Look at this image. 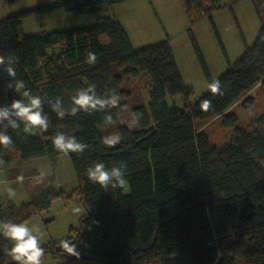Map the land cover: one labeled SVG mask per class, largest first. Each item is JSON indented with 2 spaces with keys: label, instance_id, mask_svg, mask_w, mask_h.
I'll return each instance as SVG.
<instances>
[{
  "label": "trees",
  "instance_id": "obj_1",
  "mask_svg": "<svg viewBox=\"0 0 264 264\" xmlns=\"http://www.w3.org/2000/svg\"><path fill=\"white\" fill-rule=\"evenodd\" d=\"M119 1L53 0L0 20V55L16 58V78L33 95L41 96L50 122L43 135L26 132L23 126L16 132L8 121L0 122V131L10 134L14 142V150L0 147V169L14 160L64 154L52 145L56 132L74 135L89 145L82 154H67L84 214L78 229L65 240L76 245L80 256L69 255L61 242L42 245L44 255L102 264H264V112L247 130L236 126L238 117L229 111L237 102L243 109L250 108L253 98L242 96L256 84L264 86V15L252 45L215 79L222 94L208 88L184 109L167 102V97L190 91L182 83L167 41L134 49L120 24L108 17L93 25L18 36L21 19L31 14L54 10L85 14ZM252 1L259 14L257 4L264 1ZM193 46L209 85L214 80L195 42ZM88 52L97 55L95 64L86 62ZM113 66L126 67L131 75L137 70L146 73L151 87L147 106L131 109L133 128L119 126V142L107 147L100 130L117 121L115 107L75 116L67 110L71 97L89 85L101 98L124 97ZM10 82L0 66V108L19 98L8 88ZM57 99L60 107L53 111ZM203 100L211 101L207 111L201 108ZM60 110H65L63 118L57 116ZM105 115L112 116V124L104 123ZM214 117L233 129V142L221 148L195 131V121ZM96 162L109 169L125 164L126 190L90 182L86 169ZM58 194L45 190L34 200L21 202L17 223L47 209ZM11 247L12 242L0 234V264H16L6 254Z\"/></svg>",
  "mask_w": 264,
  "mask_h": 264
},
{
  "label": "rangeland",
  "instance_id": "obj_2",
  "mask_svg": "<svg viewBox=\"0 0 264 264\" xmlns=\"http://www.w3.org/2000/svg\"><path fill=\"white\" fill-rule=\"evenodd\" d=\"M52 1H0V20ZM257 6L259 14L252 0H121L111 5H101L85 14L63 10L31 14L21 19L18 36L22 38L93 25L108 17L120 24L134 49L167 41L182 83L190 89L187 95L167 97V102L178 109H184L186 104L192 105L208 89L193 42L196 43L209 76L215 80L254 42L261 24L260 16L264 15V2ZM112 72L120 77V88L125 96L118 98L119 103L114 106L118 113L117 121L100 130L103 140L113 135L119 137V126L133 128L131 109L139 105L147 106L151 87L150 78L144 72L137 70L135 75H131L126 67L116 66L112 67ZM248 96L254 100L250 108L243 109L240 102H237L229 110L238 117L236 126L247 130L251 128L253 120L264 112V86L256 84L242 98ZM194 126L196 132H203L209 143L217 148L233 142V129L223 127L220 117L195 121ZM34 162L26 165L21 163L19 170H11L10 174L15 180H7L4 173L0 172V213L4 221L17 223L21 218L18 216L21 202L34 200L37 194L45 190L54 195L59 193L52 198L47 209L32 212L19 223H27L33 229L41 246L49 242L64 241L71 230L78 229L84 214L77 193L78 180L66 154L54 158L53 164L42 161L37 165ZM38 178L40 182H37ZM77 208L79 212L74 211ZM41 264L102 263L82 259H57L46 254L41 259Z\"/></svg>",
  "mask_w": 264,
  "mask_h": 264
},
{
  "label": "clouds",
  "instance_id": "obj_3",
  "mask_svg": "<svg viewBox=\"0 0 264 264\" xmlns=\"http://www.w3.org/2000/svg\"><path fill=\"white\" fill-rule=\"evenodd\" d=\"M17 60L13 55H0V66L4 68L11 82L8 88L14 90L19 98L13 99L11 103L0 108V122L8 121V127L18 132L23 126V130L34 135H43L50 127L49 118L43 112L42 98L39 95H33L27 89L23 80L16 78L15 64ZM86 62L95 64L97 55L88 52ZM209 90L213 94L221 93V84L218 80L212 81L208 85ZM72 106L67 110L71 115L75 116L78 112L92 113L94 111H102L105 107L117 106L119 99L116 96H110L108 99L101 98L96 95L94 85H89L86 89L81 88L71 97ZM60 107V100L52 105V110L56 111ZM201 108L207 111L211 108V101L203 100ZM65 110L57 112V116L63 118ZM103 121L106 125L113 122L111 115H105ZM52 145L58 152L64 154L76 153L82 154L89 147L86 143L79 141L76 136H66L62 132H56L51 137ZM119 142L118 136L106 137L103 143L114 146ZM0 147L4 149L14 150V142L10 134L0 131ZM2 163V161H0ZM126 165L121 163L119 167L107 168L103 162H96L86 169V175L90 182L97 183L107 189L125 188L127 181L125 179ZM19 179L23 180V177ZM39 181V178L37 179ZM10 193L12 190H9ZM14 194V193H13ZM74 211L79 212L77 208ZM0 234L7 240L12 242V247L6 250V254L11 256L16 264H41V258L44 255V248L40 244L37 235L34 234L32 228L27 223H15L12 221H0ZM61 247L71 256L79 258L80 253L76 249V245L69 241H61Z\"/></svg>",
  "mask_w": 264,
  "mask_h": 264
},
{
  "label": "crops",
  "instance_id": "obj_4",
  "mask_svg": "<svg viewBox=\"0 0 264 264\" xmlns=\"http://www.w3.org/2000/svg\"><path fill=\"white\" fill-rule=\"evenodd\" d=\"M62 155L63 154L57 155V156H55L53 158H35V159H28L25 162H20V163H17L20 160H15V161L11 162L10 165L7 168L0 169V172H3L4 173V175L6 176L7 180H15L16 178L13 175L10 174V171L13 170V169L19 170V168H20L19 166H21V163H25V165H26L27 163H32V162L35 161L34 163H37V165H39V163H41L42 161H47V162L53 164L54 163L53 162L54 161V158L61 157ZM44 159H47V160H44ZM0 220L2 221V219H0ZM3 221H4V219H3Z\"/></svg>",
  "mask_w": 264,
  "mask_h": 264
}]
</instances>
